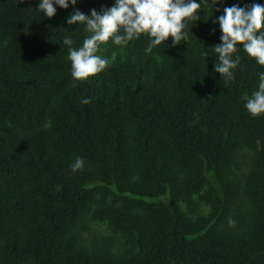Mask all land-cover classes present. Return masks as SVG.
<instances>
[{"label": "trees", "instance_id": "16d2710c", "mask_svg": "<svg viewBox=\"0 0 264 264\" xmlns=\"http://www.w3.org/2000/svg\"><path fill=\"white\" fill-rule=\"evenodd\" d=\"M40 2L0 0V264H264V114L243 99L264 66L238 44L234 79L214 70L224 7L264 0H196L187 41L150 54L110 39L86 81L67 18L116 0Z\"/></svg>", "mask_w": 264, "mask_h": 264}, {"label": "clouds", "instance_id": "9594fccd", "mask_svg": "<svg viewBox=\"0 0 264 264\" xmlns=\"http://www.w3.org/2000/svg\"><path fill=\"white\" fill-rule=\"evenodd\" d=\"M219 2L221 0L216 3ZM54 4L67 9L69 0H41L39 11L52 18L57 11ZM71 4L76 5L77 0H71ZM200 9L201 4L196 0H116L115 6L102 10V13L92 9L90 16L74 8L67 18V23L86 25L85 30L90 35L84 39L82 47H69L68 58L71 61L73 79L86 81L110 65L109 59L97 54L101 51V46L107 44L110 39L116 45L126 46L130 41L146 34L151 37L145 49L149 54L154 47L161 45L169 37L172 38L173 46L181 41L186 42V22L199 20L197 13ZM223 13L218 19L222 43L214 46L220 63L215 64L214 70L227 83L234 79L232 70L240 63L239 56L233 59L238 44L243 46L249 57L264 66V6L254 3L250 9H246L234 5L224 7ZM63 44L71 46L73 40L66 37ZM259 80L258 90L254 91L251 97H243L245 107L253 117L264 114V73L259 75ZM82 103H90V99L83 100ZM83 166L84 160L77 157L72 165L73 173L82 170ZM229 223L234 222L230 220Z\"/></svg>", "mask_w": 264, "mask_h": 264}]
</instances>
